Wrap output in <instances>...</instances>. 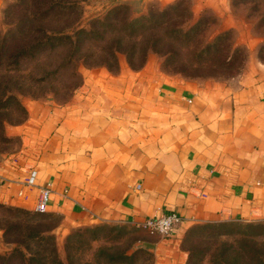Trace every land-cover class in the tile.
<instances>
[{
	"label": "crops",
	"instance_id": "0c3cea01",
	"mask_svg": "<svg viewBox=\"0 0 264 264\" xmlns=\"http://www.w3.org/2000/svg\"><path fill=\"white\" fill-rule=\"evenodd\" d=\"M207 9L219 31L242 27L231 0H192L194 15ZM12 131L21 142L0 160V202L34 210L49 186L46 211L61 215L64 233L175 211L171 234L155 235L154 264H185L182 239L192 224L264 219V60L257 57L227 79L168 72L151 58L137 68H89L69 99L31 102Z\"/></svg>",
	"mask_w": 264,
	"mask_h": 264
},
{
	"label": "rangeland",
	"instance_id": "374dc122",
	"mask_svg": "<svg viewBox=\"0 0 264 264\" xmlns=\"http://www.w3.org/2000/svg\"><path fill=\"white\" fill-rule=\"evenodd\" d=\"M121 2L122 0H78L76 10H72L71 7L59 12L50 9L49 22L46 26L58 28L74 20L76 27L89 28L94 19L106 18L109 10L113 6L123 4ZM185 4L190 6V16L187 18L176 15V21L183 29H187L192 24L196 26H193L190 35L179 36L172 41L178 52L173 61L169 63L166 54L155 50L147 53L146 60L151 58L165 71L187 77H205L213 74L220 79L237 75L251 56L264 60V0H231V14L234 18L242 20V27L225 31H219L220 19L211 10L207 9L200 15H194L192 0H185ZM163 5L154 0L148 2L145 7L135 3L127 4V15L138 17L150 9ZM35 9L33 0H1L0 34L15 25L16 21L26 13L29 15L34 13ZM57 13L62 15L60 20L57 19L59 18L56 16ZM218 35H225L227 42L230 43L238 41L239 52L235 53V57L236 54L238 55L234 67L211 69L205 67L204 62H197L195 51L206 42L213 41ZM258 39L260 42L254 45L255 40ZM101 40L99 35L86 39L79 51V55H84L82 58L85 59L73 57L72 63L68 65L65 63V68L60 70L56 66L57 63H63L69 56L67 45L62 43L53 51L34 49V54L25 56L18 66L10 62L4 65L2 69L6 68V72L3 73L9 76H1L0 160L18 149L21 138L13 133L12 127L26 118L27 106L31 102L44 99L64 102L70 98L73 89L81 84L84 70L105 66L95 63L101 61L102 57L83 54L86 52L85 49H88L87 46H96L102 42ZM224 52L211 53L210 56L218 61ZM122 63L129 65L125 54L119 52L118 65L110 70L119 69ZM73 66L77 68V75L71 74L69 70ZM22 117L24 118L21 119ZM12 207L15 206L8 204L0 206V253L4 255L12 251L14 243L4 239L3 227L22 216ZM56 215L58 220L42 217L37 220L55 225L50 231L44 232V236L52 234L53 237L50 240L47 238V247L39 253L48 257V264H50V256L53 255V246L63 264H154L152 244L155 235L149 233L145 227L129 222L103 221L74 226L64 233L58 228L61 215L59 213ZM34 246L32 245V248H38ZM227 247L228 250L225 249ZM182 248L186 251V264H261L257 258H253L251 252L252 250L257 254L264 252V219L192 224L183 236ZM189 249L192 250V255L189 254ZM24 251L26 255H32L34 258L38 256L34 249L32 254L26 249ZM236 251H241V255L239 256ZM188 255L189 259H187Z\"/></svg>",
	"mask_w": 264,
	"mask_h": 264
},
{
	"label": "trees",
	"instance_id": "16d2710c",
	"mask_svg": "<svg viewBox=\"0 0 264 264\" xmlns=\"http://www.w3.org/2000/svg\"><path fill=\"white\" fill-rule=\"evenodd\" d=\"M77 2L78 0H33V5L36 8L34 13L30 15L26 13L24 17L16 21L15 25L10 26L6 32L0 34V86L2 85L1 76H9L3 73L6 72V68L2 69L9 62L18 66L25 56L34 54V49L36 51H43V49L53 51L57 45L59 46L62 43L67 45L69 56L63 63H57L56 66L60 70L65 68V63L67 65L72 63L73 57L82 58L84 56L79 55L80 48L86 39H91L94 35H99L102 42L93 47L87 46L88 49H85L86 52H83V54L102 57L101 61L95 63H101L109 69L117 67L119 52L124 53L129 65L135 68L143 65L150 50L166 54V58L169 59L170 63L178 53L172 41L179 36L186 37L190 35L193 26H196L192 24L187 29H183L176 21V15L188 18L191 14L190 6L185 4V0H174L161 7L150 9L147 13L138 17L127 15L126 5L131 3L140 5L139 0H122L121 3L123 4L113 6L107 13L106 18L94 19L89 28L76 27L73 23L74 20L58 28L46 26L49 22L48 11L50 9L59 12L71 7L72 10H76ZM56 16L59 17L57 18L59 20L62 18L61 13H57ZM112 19L115 20L112 21ZM222 52L224 54L221 55L218 61L210 56L211 53L222 54ZM237 52H239L238 46H232V43L227 42L225 35H218L213 41L206 42L199 47L194 55L198 59L197 62H204L205 67L217 69L234 67L237 61L238 54L235 57ZM82 59H85V57ZM67 69L69 68L67 67ZM69 70L73 75L78 74L76 66L71 67ZM207 76L215 75L210 74L205 77ZM75 89L76 87L73 90ZM0 206H5V204L0 202ZM12 209L18 211L22 216L18 220L8 222L3 227L4 239L14 243V245L8 255L0 253V264H48V257L39 253L40 250L43 251L47 247V238L50 240L53 237L52 234L44 236V232L50 231L55 225L37 220H39V217L58 220V216L51 211L39 212L18 206L12 207ZM32 245H35L34 247L38 246V248H32ZM25 249L29 254H32L34 249L38 256L34 258L32 255H26ZM225 249L228 250L229 247ZM52 251L53 255L50 256L49 263L63 264L57 257L54 246ZM241 251H236L239 256ZM251 253L253 258H257L259 263L264 264V252L263 254H257L252 250ZM189 254L192 255L190 249ZM189 257L188 255L187 259Z\"/></svg>",
	"mask_w": 264,
	"mask_h": 264
},
{
	"label": "built area",
	"instance_id": "2783aa9c",
	"mask_svg": "<svg viewBox=\"0 0 264 264\" xmlns=\"http://www.w3.org/2000/svg\"><path fill=\"white\" fill-rule=\"evenodd\" d=\"M36 171L32 169L28 178L29 182H33ZM50 198V187H41L37 200L34 205V210L43 212L47 210L48 201ZM180 216L175 211H164L147 216L141 222L135 223L141 225L147 229V231L153 235H159L160 237H167L171 234V231L176 222H178Z\"/></svg>",
	"mask_w": 264,
	"mask_h": 264
}]
</instances>
